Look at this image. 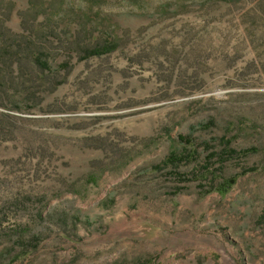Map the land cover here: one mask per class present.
Listing matches in <instances>:
<instances>
[{
	"label": "rangeland",
	"instance_id": "obj_1",
	"mask_svg": "<svg viewBox=\"0 0 264 264\" xmlns=\"http://www.w3.org/2000/svg\"><path fill=\"white\" fill-rule=\"evenodd\" d=\"M0 264H264V0H0Z\"/></svg>",
	"mask_w": 264,
	"mask_h": 264
},
{
	"label": "trees",
	"instance_id": "obj_2",
	"mask_svg": "<svg viewBox=\"0 0 264 264\" xmlns=\"http://www.w3.org/2000/svg\"><path fill=\"white\" fill-rule=\"evenodd\" d=\"M113 51H114V49H103L101 47H94L91 50V55L100 57V56L112 53ZM35 63L38 65H40L42 63L43 67H45V68L47 67V66H44L45 62L41 61L39 58L36 59Z\"/></svg>",
	"mask_w": 264,
	"mask_h": 264
}]
</instances>
